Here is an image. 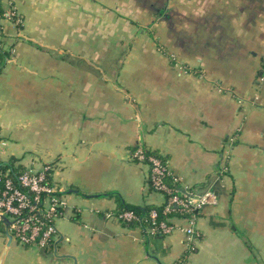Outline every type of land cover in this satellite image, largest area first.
Here are the masks:
<instances>
[{"label": "crops", "instance_id": "crops-1", "mask_svg": "<svg viewBox=\"0 0 264 264\" xmlns=\"http://www.w3.org/2000/svg\"><path fill=\"white\" fill-rule=\"evenodd\" d=\"M0 3V163L52 165L68 203L50 251L0 223V264H264V0ZM138 146L182 193L213 186L195 237L116 217L166 202Z\"/></svg>", "mask_w": 264, "mask_h": 264}, {"label": "built area", "instance_id": "built-area-1", "mask_svg": "<svg viewBox=\"0 0 264 264\" xmlns=\"http://www.w3.org/2000/svg\"><path fill=\"white\" fill-rule=\"evenodd\" d=\"M8 17L17 24L20 22L14 8L9 11ZM2 39L0 37V46L3 44ZM6 145V141L1 139L0 152ZM133 158L149 165L150 181L155 191L171 193V189L164 182L166 176H173L166 161L140 146L134 151ZM52 170L50 164L38 167L35 163H31L26 165V170L17 179L9 175L10 170H0V223H3L1 216L5 215L10 221L8 232L21 246L50 251L59 239L57 222L64 215L68 203L61 188L51 180ZM174 178L179 182L178 177ZM217 203L218 195L213 186L202 192L186 193L184 198L174 195L165 210L170 211L174 206H181L189 214L186 217L189 225L181 227L176 223L168 225L163 222L160 230L150 228L147 233L150 236L156 233L168 235L181 230L189 237H195L197 235L195 224L201 209L208 204ZM156 216L157 213L152 212V217L156 218ZM125 217L130 219L132 214L128 212Z\"/></svg>", "mask_w": 264, "mask_h": 264}, {"label": "trees", "instance_id": "trees-1", "mask_svg": "<svg viewBox=\"0 0 264 264\" xmlns=\"http://www.w3.org/2000/svg\"><path fill=\"white\" fill-rule=\"evenodd\" d=\"M9 12L6 11L0 3V21L8 17ZM0 37H4V30L2 24H0ZM9 51L4 49V44L0 46V68L5 62V59L8 57ZM0 170L6 171L10 170L9 175L17 179V177L26 170V165L22 163L20 159L11 158L7 162L0 163ZM52 180V179H51ZM164 182L166 185L171 189L170 192H164L166 202L163 205H145V206H135L125 203L121 200V208L116 213V217L124 222L125 225L129 227H142L145 231L150 228L160 230V226L163 222L168 225L173 224L174 222L171 221V218H186L189 216L181 206H174L170 211H166L165 207L170 202L171 197L174 195H178L181 198H184V193L181 192L178 182L175 180L173 176H166L164 178ZM151 186L153 188V183L150 181ZM156 212V218L152 217V212ZM131 213L132 217L129 219L125 217L126 213ZM161 233H156L154 237H162Z\"/></svg>", "mask_w": 264, "mask_h": 264}, {"label": "water", "instance_id": "water-1", "mask_svg": "<svg viewBox=\"0 0 264 264\" xmlns=\"http://www.w3.org/2000/svg\"><path fill=\"white\" fill-rule=\"evenodd\" d=\"M1 219H2V222L5 224V226H6V229H7V235H8V237H9V239H10V241H12V235L8 232V227H9V225H10V221H9V219L4 215V216H1Z\"/></svg>", "mask_w": 264, "mask_h": 264}, {"label": "rangeland", "instance_id": "rangeland-1", "mask_svg": "<svg viewBox=\"0 0 264 264\" xmlns=\"http://www.w3.org/2000/svg\"><path fill=\"white\" fill-rule=\"evenodd\" d=\"M5 141V140H4Z\"/></svg>", "mask_w": 264, "mask_h": 264}]
</instances>
